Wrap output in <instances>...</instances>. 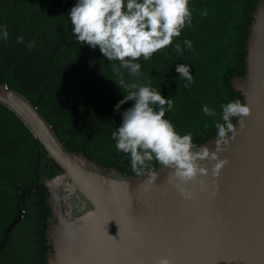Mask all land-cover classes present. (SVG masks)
Masks as SVG:
<instances>
[{
	"label": "trees",
	"instance_id": "1",
	"mask_svg": "<svg viewBox=\"0 0 264 264\" xmlns=\"http://www.w3.org/2000/svg\"><path fill=\"white\" fill-rule=\"evenodd\" d=\"M257 1L190 0L191 25L173 44L148 60L141 57L139 77L121 70L126 83L138 82L172 98L173 108L164 118L181 136L191 132L196 145L217 135L215 124L223 123L221 105L242 103L230 80L244 73L246 39ZM76 3L0 0V27L6 26L9 33L6 41L0 36V85L19 92L36 107L68 152L84 153L107 171L137 175L130 156L118 151L112 138L122 124V113L134 101L121 103L127 91L111 67L119 62L108 61L99 48H90L73 35L68 16ZM20 36L24 43H17ZM33 40L36 46L29 50L26 45ZM177 43L180 53L175 51ZM178 64L190 66L194 83L180 78ZM205 105L216 115L205 116ZM159 166L154 160L144 173ZM59 171L29 129L0 103V244L20 215L0 248V264H46L50 251L46 193L26 192L22 208L20 193Z\"/></svg>",
	"mask_w": 264,
	"mask_h": 264
},
{
	"label": "water",
	"instance_id": "2",
	"mask_svg": "<svg viewBox=\"0 0 264 264\" xmlns=\"http://www.w3.org/2000/svg\"><path fill=\"white\" fill-rule=\"evenodd\" d=\"M242 104L251 109L236 118L235 136L219 144L218 159L228 163L185 187L180 196L168 168L141 175L107 171L84 153L65 150L23 95L0 85V103L10 109L39 141L60 171L20 193H46L50 251L46 264H264V0L251 14L245 46V68L230 80ZM243 119L241 127L239 120ZM217 135L198 147L217 150ZM155 181L148 182V173ZM73 196L76 203L71 202ZM7 227V233L18 221Z\"/></svg>",
	"mask_w": 264,
	"mask_h": 264
},
{
	"label": "clouds",
	"instance_id": "3",
	"mask_svg": "<svg viewBox=\"0 0 264 264\" xmlns=\"http://www.w3.org/2000/svg\"><path fill=\"white\" fill-rule=\"evenodd\" d=\"M189 3L190 0H77L68 16L78 42L93 49L99 48L108 61L119 62L118 66L113 64L111 67L119 77V85L127 91L121 103L134 101L122 113L121 126L112 133L115 148L130 156L132 170L137 175L148 170L154 160L170 169L171 179L176 181L175 187L184 199L192 198L185 186L190 183L203 185L201 177L209 174L207 167L202 166L204 162H214V176L228 163L218 159V146L227 144L229 133L235 136L232 118L249 117L251 109L240 100L221 105L223 123L215 124L217 150L210 151L194 144L191 132L181 136L173 123L164 118L173 108L172 98L165 99L160 91L138 82L126 83L121 70L139 77L141 64L137 61L141 57L148 60L154 53L171 46L182 29L191 25ZM0 36L5 41L8 39L6 26L0 27ZM17 43H24V37H17ZM184 44L191 49L190 41L185 40ZM35 46V40L26 45L29 50ZM175 51H182L179 43L175 45ZM190 70L185 64L176 66V72L188 84L194 83ZM202 110L205 116L216 115L207 105ZM239 123L242 127L243 119ZM155 179L156 173L149 172L148 182ZM157 264H171V261L165 257Z\"/></svg>",
	"mask_w": 264,
	"mask_h": 264
},
{
	"label": "flooded vegetation",
	"instance_id": "4",
	"mask_svg": "<svg viewBox=\"0 0 264 264\" xmlns=\"http://www.w3.org/2000/svg\"><path fill=\"white\" fill-rule=\"evenodd\" d=\"M71 202L72 203H76L77 202L74 196H73V198H71Z\"/></svg>",
	"mask_w": 264,
	"mask_h": 264
}]
</instances>
